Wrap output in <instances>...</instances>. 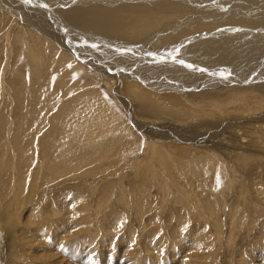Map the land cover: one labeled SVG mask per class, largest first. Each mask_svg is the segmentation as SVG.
<instances>
[{"label":"rangeland","instance_id":"1","mask_svg":"<svg viewBox=\"0 0 264 264\" xmlns=\"http://www.w3.org/2000/svg\"><path fill=\"white\" fill-rule=\"evenodd\" d=\"M4 1L34 19L54 21L52 0ZM213 1L189 14L201 17L194 25L176 10L163 20L149 18L142 28L152 34L150 45L129 54L115 41L135 45L128 42L134 24L113 40L101 38L115 40L113 47L97 46L90 38L64 40L56 23L30 20L31 26L0 7V264H264V5ZM217 1L253 6L228 13ZM78 43L90 58L109 56L106 62L124 54L170 73L189 69L175 77L200 79L201 88L158 90L113 73L95 75L70 51ZM32 53L43 61L34 62ZM208 79L216 86H205ZM82 95L115 115L119 129L110 137L116 149L101 158L92 141L76 135L63 161L75 162L80 154V167L64 161V174H49L45 164L65 146L54 129H64L70 114L80 118ZM69 102L77 106L67 107ZM162 109L171 120L166 113L163 120L149 114ZM56 116L61 123L55 124ZM181 123L192 139L175 136ZM155 133L160 143H152Z\"/></svg>","mask_w":264,"mask_h":264},{"label":"bare ground","instance_id":"2","mask_svg":"<svg viewBox=\"0 0 264 264\" xmlns=\"http://www.w3.org/2000/svg\"><path fill=\"white\" fill-rule=\"evenodd\" d=\"M3 2V0H1ZM213 1V0H212ZM22 2V1H21ZM211 0H52V4L49 5L48 7L50 9H48V12H51V8H55L56 10L53 9V13L54 21H44L41 18L36 17L35 19L33 18L32 15H29V13H27L24 9V12L22 10H16L14 7V5L12 4V6L10 5L9 1H4L3 3L0 2L2 9H5V11H7V13H11L14 14L16 16H20L23 19V22L25 21V23H27L28 25L31 26H35L34 24H31L30 20L32 21V23H35L36 25L39 24H45L46 27H48L49 25L53 24L54 26L57 25V28H61V32L64 34V40L66 39L67 41L71 42L72 40H74V42L76 41V39H78V37L81 38H90L93 43L95 42L96 45L97 43L106 45L108 47H111L114 44V41H103L105 38L106 39H111L113 40L114 35H117L122 28H126L128 25L130 24H134L132 25V27H130L132 29V38L130 41L131 43H135L131 44V45H124V41H115V43L123 45L126 48L125 49V53L124 54H129L132 51L134 52H144L145 50H147L148 45H150V43H147L148 39L151 38L152 34L148 35V31H144L143 32V26L144 24L149 20V18H153V19H157V20H163L164 17H166L167 15L171 14V12L173 10L176 11H182L186 16H188L190 13H193L195 10H198L199 7L200 8H204V6L208 3H210ZM214 2V1H213ZM250 1H245L243 3H238V5H233L235 2H228V3H223V1H217V3L219 5H221V7H229L228 9L225 10H220V11H225L228 12L230 11V8H234V9H239L238 7L240 6V9L242 8H246L248 6H253L256 5L258 3H261L262 5H264L262 2H260V0H251L250 4L253 5H249ZM17 3V2H16ZM24 3V2H23ZM57 3V4H55ZM119 3L118 5L121 6H117L116 8H108L111 6H114L115 4ZM155 4V6H157V8L154 10L153 9V5ZM200 4V5H198ZM60 5H62L60 8H58ZM69 5V7H68ZM75 5L74 8H72L71 6ZM248 5V6H245ZM14 6V7H13ZM153 6V7H151ZM193 6V7H192ZM207 6V5H206ZM210 7V4L208 5ZM245 6V7H243ZM25 7V6H24ZM71 7V8H70ZM179 7V8H177ZM186 7L190 8L192 7L193 10H187ZM214 7V6H213ZM27 7H25L26 9ZM212 8V6L210 7ZM216 8V7H215ZM47 9V7L45 8ZM109 9V10H108ZM158 9V10H157ZM208 9V7H207ZM27 10V9H26ZM39 10V9H38ZM114 10H120L118 11V15L119 17H117V15L115 14V12L113 13ZM243 10V9H242ZM233 10L228 12V13H232ZM198 12V11H197ZM204 12V11H203ZM207 12V11H205ZM204 12V13H205ZM210 13V12H209ZM208 13V14H209ZM244 13V12H243ZM206 14V15H208ZM39 16V15H38ZM191 15H189V19H187V17L185 19L186 22L189 23V25H194V20L195 18L200 19L201 17H199L198 15L194 16L192 15V17H190ZM238 16V15H237ZM183 17V16H182ZM132 18V19H131ZM228 18V16H227ZM18 19V18H17ZM40 19V20H39ZM19 21V19H18ZM180 21V20H179ZM194 21V22H193ZM20 22V21H19ZM153 22V21H152ZM182 22V20H181ZM200 22V21H199ZM198 22V23H199ZM207 22V21H206ZM215 22V21H213ZM197 23V22H196ZM209 23V22H208ZM157 24V23H156ZM176 24V23H175ZM180 24V23H179ZM200 24H203L200 23ZM65 25V27H64ZM81 25V26H80ZM158 26V25H157ZM156 26V27H157ZM173 26V25H172ZM180 26V25H179ZM41 27V26H40ZM150 27V26H149ZM148 27V28H149ZM152 27V25H151ZM39 28V27H38ZM44 28V26H43ZM153 28V27H152ZM181 28V27H180ZM147 29V28H146ZM177 29V28H176ZM22 30V29H21ZM40 30V29H39ZM42 30V28H41ZM80 30V31H79ZM46 31V30H45ZM136 31H138V34L140 35V38L137 40L135 39V33H137ZM160 32V31H159ZM165 32V31H164ZM172 32V31H171ZM142 33L144 35H147L145 39H142ZM163 33V32H161ZM7 34V33H6ZM22 34V33H21ZM48 34V32H47ZM46 34V35H47ZM66 35V36H65ZM68 35V36H67ZM156 35V34H155ZM154 35V36H155ZM253 35V34H252ZM26 36V35H25ZM135 36V37H134ZM228 36V35H227ZM263 36V35H262ZM243 37V36H242ZM246 37V36H245ZM9 38V37H8ZM104 38V39H101ZM160 38V37H159ZM229 38L233 39V41H230L231 44L235 42V44H237L239 42L238 39H236L235 36H229ZM78 39V40H79ZM84 39V40H85ZM105 39V40H106ZM116 39V38H115ZM156 39V38H155ZM154 39V40H155ZM158 39V38H157ZM224 39V38H223ZM236 39V41H235ZM262 39V38H261ZM63 40V41H64ZM137 40V42H136ZM150 41V40H149ZM104 42V43H103ZM107 42V43H106ZM127 42V43H128ZM229 42V43H230ZM77 43V42H76ZM91 43V41L89 42ZM122 43V44H121ZM126 43V42H125ZM201 43V42H200ZM226 42H224L225 45ZM12 44V43H11ZM92 44V43H91ZM130 44V43H129ZM172 44V43H171ZM170 44V46H171ZM180 45V43L178 42L176 45ZM242 44V43H241ZM259 44V43H258ZM68 45V44H66ZM95 45V46H96ZM169 45V44H168ZM238 45V44H237ZM254 45V44H253ZM261 45V44H260ZM12 46V45H11ZM11 46H9L11 48ZM25 46V45H24ZM72 46V45H70ZM94 46V48H96ZM100 46V45H99ZM102 46V45H101ZM100 46V47H101ZM134 46V47H133ZM137 46V47H136ZM8 47V48H9ZM13 47V46H12ZM113 47V46H112ZM116 47V46H115ZM136 47V48H135ZM162 47V46H161ZM172 47H174L172 45ZM176 47V46H175ZM242 47V46H241ZM26 48V47H25ZM87 48V47H86ZM86 48H84V46L80 43H78L77 46H74V49L70 50L72 51L73 55H76V53L78 52L79 55H77V58L81 59V61L83 62V64H86L89 67V70L92 71V73H94L95 75L97 74H101L99 72H104V73H113L115 75L114 78H120V77H124L125 79L129 80V81H133V80H138L139 82H145L146 86L148 87H154L158 90H167L170 89L172 87H191V88H201L199 87L201 84V82H199L198 79H194L191 80L190 76L189 77V81L187 82L186 78L183 79H178L176 78V74L181 73H187L189 72V69H187V71L185 70V72L183 71H178L176 69V71L178 72H172L170 73L169 70H167L166 68L163 67V65L159 64L158 66H151L148 65V63H146L145 59L143 58L141 61L139 60H134L133 61H128L126 60L125 56L123 57V55H116V57H113L112 59H110L108 62H106V60L108 58H110L109 56L104 58V56L102 57L101 54L99 53V56H94L96 58H90V55H88V53L86 54ZM104 48V46H103ZM123 48H117L118 49H123ZM178 48V47H177ZM7 49V48H6ZM14 49V47H13ZM27 49V48H26ZM107 49V48H106ZM176 50V48H174ZM172 51H175V50ZM185 49V48H184ZM237 49V48H235ZM39 50H41V48H39ZM111 50V48H110ZM196 50V49H195ZM9 51V50H7ZM184 51V50H183ZM188 51V50H187ZM88 52V51H87ZM90 52V51H89ZM94 52H96V50L94 49ZM99 52V51H98ZM97 52V53H98ZM116 52V51H115ZM58 53V52H57ZM171 54L174 52H170ZM188 53V52H187ZM8 54V53H7ZM20 54V53H19ZM33 54V53H32ZM116 54V53H115ZM168 54V53H167ZM177 54V53H176ZM180 54V53H179ZM190 54V53H189ZM195 54V53H194ZM21 55V54H20ZM23 55V52H22ZM21 55V56H22ZM57 55V54H56ZM135 55V54H134ZM139 54H137L134 57H137ZM166 55V53H165ZM178 55V54H177ZM188 55V54H186ZM24 56V55H23ZM22 56V57H23ZM39 55H37L36 53H34L32 55L34 62H40L43 61V59H39L38 57ZM218 56V55H217ZM221 56V55H219ZM225 56V55H222ZM84 57L86 59H84ZM100 57V58H99ZM176 57V56H175ZM200 57V56H199ZM206 57H209L208 55ZM227 57V56H226ZM230 57V56H229ZM7 58V57H5ZM133 58V57H131ZM195 58V56H194ZM216 58V57H215ZM20 59V58H18ZM22 59V58H21ZM184 59V58H183ZM218 59V58H217ZM242 59V58H241ZM151 60V58H150ZM177 60V59H176ZM243 60V59H242ZM24 61V60H23ZM80 61V62H81ZM156 61V60H155ZM170 60V65L172 64ZM179 61V60H178ZM210 61V60H209ZM33 62V63H34ZM79 62V61H78ZM152 62V60H151ZM21 63V62H20ZM26 63V62H25ZM41 63V62H40ZM65 63V61L63 62V64ZM162 63V62H160ZM223 64V63H222ZM1 65V64H0ZM8 65V63H7ZM28 65V64H27ZM75 65V64H74ZM154 65V64H153ZM178 65V64H176ZM180 65V64H179ZM80 64H78L77 67H79ZM174 66V65H173ZM75 67V66H74ZM73 67V69H75ZM178 67V66H175ZM180 67V66H179ZM33 68V67H32ZM170 68V67H169ZM222 68V67H221ZM237 68V67H236ZM77 69V68H76ZM172 69V68H171ZM257 69V68H256ZM77 70H81V69H77ZM173 70V69H172ZM261 70V69H260ZM264 70V69H263ZM171 71V70H170ZM66 72V71H64ZM63 72V73H64ZM69 72V71H68ZM71 72V71H70ZM210 72V71H209ZM233 72V71H232ZM249 72V71H248ZM259 72V71H258ZM260 73V72H259ZM264 73V72H263ZM28 74V73H27ZM65 74V73H64ZM76 74V73H75ZM258 74V73H257ZM261 74V73H260ZM170 75V77H169ZM259 75V74H258ZM264 75V74H263ZM29 76V75H28ZM27 76V77H28ZM65 76V75H64ZM63 76V77H64ZM189 76V75H188ZM34 77V76H33ZM62 77V76H61ZM62 77V79H63ZM112 77V76H111ZM198 77V76H197ZM60 78V76H59ZM196 78V77H195ZM243 78V77H242ZM60 79V80H62ZM109 79V78H108ZM235 79V78H234ZM65 79H63L64 81ZM242 81V79L240 78L238 81ZM205 81V80H203ZM216 81V80H215ZM212 80H207L205 83L207 85H214L216 86V84H212L211 83ZM232 82V80H230V83ZM236 82V81H235ZM203 83V82H202ZM203 83V84H205ZM234 83V82H233ZM244 84V83H243ZM126 85V84H125ZM184 85V86H183ZM51 86V85H50ZM250 86V85H249ZM252 86V85H251ZM126 87V86H125ZM138 87V86H137ZM141 88V87H140ZM182 88V89H183ZM205 88V87H204ZM126 88H124L125 90ZM142 89V88H141ZM140 89V90H141ZM176 89V88H175ZM132 90V89H130ZM134 90V88H133ZM186 90V89H185ZM200 90V89H199ZM119 91V89H118ZM121 91V90H120ZM174 91V90H173ZM187 91V90H186ZM23 92V91H22ZM26 92V91H25ZM33 92V91H32ZM140 92V91H139ZM144 92V91H143ZM219 92V91H218ZM21 93V92H20ZM98 93V92H97ZM125 93V92H124ZM134 93V92H133ZM213 93V92H212ZM27 94H30L29 92H27ZM26 94V96H27ZM124 95V94H123ZM142 95V94H141ZM140 95V96H141ZM188 95V94H187ZM246 95V94H245ZM31 96V95H30ZM29 96V97H30ZM33 96V95H32ZM211 96V95H210ZM209 96V97H210ZM34 97V96H33ZM32 97V98H33ZM132 97V96H131ZM213 96H211L212 98ZM215 97V96H214ZM94 97H92L91 95H87V96H83L82 95V101L83 103L81 104V106L83 107L81 113H80V118H79V114H70L73 118H71V120L69 122H67L66 126L64 127V129H61L62 127H59L60 129H54L56 131V135L58 136V139L65 141L63 144H65V146L63 147L60 146L61 148L58 150V152H56L53 155L52 160L50 161L49 164H45L46 166L49 165V167L47 168L45 166V168L48 169V173L52 174V173H56V174H64V168L61 169L63 167V165L65 164L64 161H66L67 163H70L71 165L68 167H80V164H82L80 161H78L80 159V154L77 157V160H75V162H73L71 159L73 158H66L63 161V157H65V153H68L69 151H71L70 149H72L71 146H67V144L75 139V136L77 135L79 138H81L83 141H92L93 144L91 146L92 149L97 151V154H101V158L107 154L108 152L114 151V149H116V147L111 145V135L113 133H115L116 131H118V125L117 122L115 123L112 119L113 114L111 113L110 110L106 109V107L97 99L96 101L93 99ZM144 98V97H142ZM141 98V99H142ZM206 98H208L206 96ZM238 98V97H237ZM240 98V97H239ZM135 99H137V96L135 97ZM140 100V98H138ZM137 99V100H138ZM30 100V99H29ZM138 100V101H139ZM146 100V99H145ZM143 101V100H142ZM23 102V101H22ZM135 102V101H134ZM137 102V101H136ZM140 103H142L141 101H139ZM148 102V101H147ZM33 101H30L28 104H24L25 106L28 105H32ZM138 104V103H137ZM207 104L210 106L211 103L207 102ZM157 105V104H156ZM202 105V104H201ZM77 105H74L72 102H69L67 104V107L70 108H74ZM80 106V105H79ZM137 106V105H136ZM139 106V105H138ZM158 106V105H157ZM135 107V106H134ZM161 107L158 106L157 109ZM242 107V106H241ZM129 108V107H128ZM138 108V107H137ZM162 108V107H161ZM214 108V107H213ZM250 108V107H249ZM259 108V107H258ZM28 109V108H26ZM148 109V108H147ZM150 110L152 111V108H150ZM161 110V109H160ZM164 109H162L161 112L157 113V112H150L149 114L155 117L161 116L166 113L165 115H163L165 118L169 117V119L171 118V115L168 114L166 111H163ZM168 110V108H167ZM192 110V109H191ZM180 111V110H179ZM31 112V111H30ZM174 113V112H173ZM31 115L33 114V112L30 113ZM35 114V113H34ZM33 114V115H34ZM162 114V115H161ZM166 115H170V116H166ZM202 115V114H201ZM63 116V115H62ZM146 116V115H145ZM66 117V116H65ZM69 117V116H68ZM154 117V118H155ZM183 117V116H182ZM53 118V117H52ZM61 118V117H60ZM63 118V117H62ZM61 118V119H62ZM165 118H161L162 120ZM51 119V118H50ZM64 119V118H63ZM62 119V122L64 123ZM70 119V118H69ZM116 119V118H115ZM145 119V118H144ZM150 119V118H149ZM157 119V118H156ZM32 120V119H31ZM151 120V119H150ZM171 120V119H170ZM169 120V121H170ZM46 121V120H45ZM59 121V117L56 116L55 118V124L56 122ZM183 121V120H182ZM60 122V121H59ZM147 123L149 121H146ZM145 122V123H146ZM156 122V121H155ZM161 122V121H160ZM159 122V123H160ZM173 122V120H172ZM178 122V121H177ZM61 123V122H60ZM144 123V124H145ZM151 123V122H149ZM148 123V124H149ZM158 123V122H157ZM156 123V124H157ZM162 123V122H161ZM169 123V122H168ZM167 123V125H168ZM58 124V123H57ZM171 124V122L169 123ZM61 125V124H60ZM155 125V124H154ZM160 125V124H158ZM178 125V126H177ZM176 126H174L176 128V133L175 136H180V138L182 139H187L190 140L192 139V137L189 135L191 133V129L190 128H185L186 124H182L179 125L177 124ZM55 126V125H54ZM143 126V125H142ZM161 126V125H160ZM171 126V125H170ZM168 126V127H170ZM144 128L146 127V125L143 126ZM154 127V126H153ZM167 127V126H166ZM172 127V126H171ZM173 127V128H174ZM146 130L149 129V127L145 128ZM159 129V128H158ZM161 129V128H160ZM182 129V130H181ZM153 130V129H152ZM167 130V129H165ZM179 130V131H178ZM142 131V130H141ZM145 131V130H144ZM150 131V130H149ZM148 131V132H149ZM156 132V131H155ZM171 132V131H170ZM180 132V133H179ZM146 133V132H145ZM160 133V132H158ZM179 133V134H178ZM164 134V133H163ZM55 135V134H54ZM114 135V134H113ZM154 135V134H153ZM150 136L153 140L152 143H157L156 141H159L160 139H158V137L156 136L157 134L155 133L154 136ZM145 137V136H144ZM114 138V137H113ZM120 138V137H119ZM117 138V139H119ZM123 138V137H122ZM147 138V137H146ZM78 139V138H77ZM149 139V138H148ZM164 139V138H163ZM18 140V139H17ZM56 140V139H55ZM77 141V140H76ZM79 141V140H78ZM120 141V140H119ZM161 141V140H160ZM159 141V143H160ZM75 142V141H74ZM118 142V141H117ZM121 142V141H120ZM165 142V141H164ZM79 143V142H78ZM94 143L96 145H94ZM18 144V143H17ZM85 144V143H84ZM119 144V143H117ZM123 144V143H122ZM59 145V144H58ZM83 145V144H82ZM87 145V144H86ZM84 145V146H86ZM124 145V144H123ZM129 145V144H128ZM12 146V145H11ZM17 146V145H16ZM15 146V147H16ZM157 146V145H156ZM161 146V145H160ZM140 147V146H139ZM118 148V147H117ZM136 148V147H135ZM85 149V148H84ZM83 149V150H84ZM140 149V148H139ZM159 149V148H158ZM162 149V148H160ZM47 150V149H46ZM77 150V149H76ZM124 150V149H123ZM127 150V149H126ZM141 150V149H140ZM23 151V150H22ZM54 151V150H53ZM147 151V150H146ZM27 153V152H26ZM36 153V152H35ZM38 153V152H37ZM127 153V152H126ZM161 153V152H159ZM34 154V153H33ZM163 154V153H162ZM39 155V154H38ZM89 155V154H88ZM86 153L83 154L84 159H88V156ZM93 155V154H92ZM138 155V154H137ZM70 156V155H69ZM91 156V154H90ZM23 157V156H22ZM45 157V156H43ZM68 157V154H67ZM96 157V156H95ZM161 157V156H160ZM39 158V157H38ZM90 158V157H89ZM163 158V156H162ZM159 158V159H162ZM100 159V158H99ZM25 160V159H24ZM23 160V161H24ZM28 160V159H27ZM42 160V159H41ZM40 160V161H41ZM163 160V159H162ZM38 161V160H37ZM36 161V162H37ZM92 161V160H91ZM144 162V161H143ZM170 162V160L168 161ZM167 162V163H168ZM32 163V162H28ZM47 163V162H46ZM105 163V162H104ZM164 163V162H163ZM171 163V162H170ZM25 165V164H24ZM30 165V164H29ZM32 165V164H31ZM85 165V164H84ZM98 165V164H97ZM107 165V164H106ZM158 165V164H157ZM166 165V164H165ZM170 165V164H168ZM168 165H166L168 167ZM172 165V164H171ZM108 166V165H107ZM164 166V165H163ZM31 167V166H30ZM39 167V166H37ZM166 167V168H167ZM170 167V166H169ZM29 169V168H28ZM38 169V168H37ZM61 169V170H60ZM106 169V168H105ZM152 169V168H151ZM154 169V168H153ZM68 170V169H67ZM75 170V169H74ZM146 170V169H145ZM164 170V169H163ZM167 170V169H166ZM165 170V171H166ZM169 170V169H168ZM47 171V170H46ZM28 172V171H27ZM38 173V171H36ZM35 172V173H36ZM105 172V171H104ZM29 173V172H28ZM107 173V172H106ZM159 173V172H158ZM35 176V175H34ZM105 176V175H104ZM111 176V175H110ZM161 178V177H159ZM17 179V178H16ZM15 179V180H16ZM63 179V178H62ZM163 179V178H162ZM161 179V180H162ZM20 182V180H19ZM19 188V187H18ZM21 188V187H20ZM19 188V189H20ZM24 188V187H23ZM135 245V243H134ZM142 256V255H141ZM136 261V260H135ZM136 263V262H135ZM140 263V262H139Z\"/></svg>","mask_w":264,"mask_h":264},{"label":"snow or ice","instance_id":"3","mask_svg":"<svg viewBox=\"0 0 264 264\" xmlns=\"http://www.w3.org/2000/svg\"><path fill=\"white\" fill-rule=\"evenodd\" d=\"M25 2H31V0H25Z\"/></svg>","mask_w":264,"mask_h":264}]
</instances>
